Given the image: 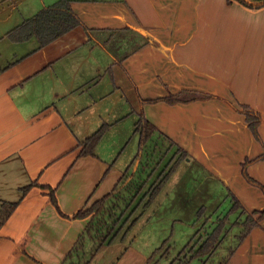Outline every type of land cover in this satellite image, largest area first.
I'll return each instance as SVG.
<instances>
[{
  "label": "crops",
  "instance_id": "0c3cea01",
  "mask_svg": "<svg viewBox=\"0 0 264 264\" xmlns=\"http://www.w3.org/2000/svg\"><path fill=\"white\" fill-rule=\"evenodd\" d=\"M57 1L0 0V212L16 203L0 223V264L64 263L90 220L75 214L111 192L134 161L138 150L131 162L124 152L135 135L139 149L141 114L173 143L172 151L188 153L191 176L175 181L171 194H185L180 187L207 194L201 202L214 213L225 201L231 207L233 193L248 212L264 209V191L242 171L246 159L264 154V6L70 0L82 25L44 46L36 36H7ZM183 91L201 97L166 99ZM245 104L260 115L261 139ZM104 124L109 127L95 152L82 154L83 141ZM249 173L264 185V158ZM219 187L226 189L223 202L214 197ZM25 234L26 252L16 256ZM112 244L90 264L147 261L132 243L111 257L106 248ZM222 264H264V218L245 239L238 236Z\"/></svg>",
  "mask_w": 264,
  "mask_h": 264
},
{
  "label": "trees",
  "instance_id": "16d2710c",
  "mask_svg": "<svg viewBox=\"0 0 264 264\" xmlns=\"http://www.w3.org/2000/svg\"><path fill=\"white\" fill-rule=\"evenodd\" d=\"M238 1L249 7L264 6V0H253L255 2L263 1L262 4H252L246 0ZM82 24L83 22L80 17L73 11L70 0H58L51 5L43 7L34 16L26 19L8 32L7 36L14 41H22L36 36L40 41V46H44ZM200 95L201 94L198 92L183 91L181 93L172 94L166 99L170 102L187 101L194 100ZM243 111L246 114L250 128L256 137L261 139L259 134V113L247 104L243 106ZM108 127V124H104L98 131L86 138L82 143L83 149L81 153H94L100 140L108 130ZM157 132L160 131L156 125L144 114H141L135 124V133L139 135V149L134 161L129 165L128 169H126L122 178L111 192L93 202L88 208L81 209L75 214V216L78 217L90 216V220L85 231L80 235L63 264H90L104 245L112 244L119 235L121 236V240H124L134 229L139 218L147 208L153 204L178 166L188 157V153L184 149L181 147L175 148L163 170L152 180L147 188V184L155 171H150L148 175L143 178V176H141L143 170L141 173L135 175L130 169L138 159L143 158L145 154L148 153L149 143L154 139L153 137ZM159 135L160 138L165 137L162 132H160ZM169 144L168 148L171 150L173 143ZM260 158H264V154L254 159H246L242 171L249 182L260 186L264 191V185L254 179L249 173L250 164ZM144 163L146 165L149 164L148 161ZM52 199L55 202L57 201L54 192L52 193ZM141 205V212L135 215ZM15 206L16 203H7L4 205V209L0 212V223L7 219ZM206 210L205 206L200 208V218L204 215ZM237 211H239V214L232 220L231 215ZM263 218L264 209L248 212L233 193L230 209L227 210L223 216L218 218L215 226L205 233L202 232V234L200 230H198V232H196L197 239L194 241L191 239L185 247H183L181 253L186 252L187 249L190 251V257L185 255L186 258L184 262L188 263L194 258H202L214 254L222 241L227 237L230 230L236 225L241 226L242 230L238 236L239 240L242 241L255 226L260 224ZM29 241L30 236L28 234L23 235L14 247V254L17 256L21 253H25ZM89 242H91L90 246L88 245Z\"/></svg>",
  "mask_w": 264,
  "mask_h": 264
},
{
  "label": "rangeland",
  "instance_id": "374dc122",
  "mask_svg": "<svg viewBox=\"0 0 264 264\" xmlns=\"http://www.w3.org/2000/svg\"><path fill=\"white\" fill-rule=\"evenodd\" d=\"M148 153L145 154L143 158L136 161L130 171H133L135 175L141 173V176L145 178L150 171H155L152 178L150 179L148 186L151 184L158 174L163 170L168 159L172 156V150L168 148V142L164 138L158 137V139H153L150 141L148 146ZM138 137L135 135L134 138L130 139L128 146L126 147V156H131L130 161H132L135 151L138 150ZM135 150V151H134ZM148 161V165L144 162ZM188 166L185 164L184 160L178 166L176 171L173 173L171 180L167 181L155 199L153 204L143 213L139 218L138 223L134 229L127 235L124 240H121L119 235L114 243L107 249V253L114 256L111 252L116 248L123 246H128L130 243L140 250L145 251L148 255L145 264H222L223 259L230 252V247L233 246L238 239V234L240 233V228L234 226L231 229L230 234L225 238L222 244L219 246L218 250L214 252L211 256H206L202 258H194L188 263H185V255L190 257V251L187 249L186 252L181 253V250L185 245L193 239L196 240V232L211 230L220 216L229 210L230 204L223 203L221 212L214 213L213 209H209L206 212H210L209 216L204 218L199 217V210L203 206L201 200L205 202L207 200V194L200 193L195 195L192 192H188L186 188H181L179 191L186 192L185 194H171V186H173L175 181L188 182L189 176H191L188 171ZM188 172V173H187ZM187 175V176H186ZM183 177H185L183 179ZM192 179V177L190 178ZM176 183V182H175ZM217 194L214 196L222 201L225 198L226 189L223 190L219 187ZM209 197V196H208ZM180 198H183L180 200ZM211 198V197H210ZM214 199H208V203ZM217 201V200H216ZM223 202V201H222ZM217 203V202H216ZM89 207V206H88ZM215 207V206H214ZM142 210L141 207L137 210L135 215H138ZM211 215V216H210ZM232 220L235 219L237 215H231ZM197 218L198 221L196 220ZM136 235V239H134ZM165 241V243H164ZM120 249V248H119ZM158 249V250H157ZM120 252V251H119Z\"/></svg>",
  "mask_w": 264,
  "mask_h": 264
},
{
  "label": "water",
  "instance_id": "95a60500",
  "mask_svg": "<svg viewBox=\"0 0 264 264\" xmlns=\"http://www.w3.org/2000/svg\"><path fill=\"white\" fill-rule=\"evenodd\" d=\"M246 1H248L249 3H252V4H262V2H263V1L255 2L253 0H246Z\"/></svg>",
  "mask_w": 264,
  "mask_h": 264
}]
</instances>
